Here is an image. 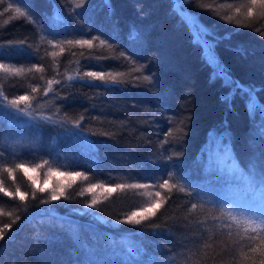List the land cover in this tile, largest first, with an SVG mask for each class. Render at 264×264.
I'll return each instance as SVG.
<instances>
[{
  "label": "trees",
  "instance_id": "trees-1",
  "mask_svg": "<svg viewBox=\"0 0 264 264\" xmlns=\"http://www.w3.org/2000/svg\"><path fill=\"white\" fill-rule=\"evenodd\" d=\"M29 2L31 14L23 0L0 3V100L32 98L20 105L28 115L0 108V180L29 194L0 192V264H260L264 9L248 17L249 0H194L183 11L173 0H111L110 14L103 0ZM220 62L231 79L218 78ZM45 160L27 175L3 171ZM48 168L85 175L73 182ZM33 180L62 184L64 195L41 204L49 192L33 198ZM157 198L155 215L121 222Z\"/></svg>",
  "mask_w": 264,
  "mask_h": 264
},
{
  "label": "snow or ice",
  "instance_id": "snow-or-ice-1",
  "mask_svg": "<svg viewBox=\"0 0 264 264\" xmlns=\"http://www.w3.org/2000/svg\"><path fill=\"white\" fill-rule=\"evenodd\" d=\"M2 2H3V0H0V3H2ZM14 2H19V0H14ZM85 3H87V0H81V3L77 5V8L83 7ZM103 3L108 8L109 13L111 14L114 11L113 6L111 4V0H103ZM173 3L175 5H177L179 3V10L183 11L185 8L188 7V5L190 3H194V0H173ZM22 6L26 9H28V13L31 14V4H30L29 0H23ZM257 6H259L261 9H264V0H249V6L247 7L246 15L248 17H252L254 10L256 9ZM11 8H12V4H9L8 8H6L5 11H8V9H11ZM15 11L17 13H19L20 16H25V12H22L19 7L16 8ZM236 12L239 13L240 8H236ZM228 19L231 20V17H228ZM136 39H138V33L134 30L131 37H130V40L135 41ZM100 42L102 44L104 43L103 40H101ZM68 43H73V42L68 41ZM75 43L80 44V45H87L89 48L92 47V41L91 40H76ZM3 47H4V45L0 44V48H3ZM9 47H16L17 51L21 50L20 46H13L10 44ZM61 50L63 51V49H61ZM236 51L241 52L243 50L238 48V49H236ZM128 58L131 59V57H128ZM0 68H5V65L0 64ZM218 68L220 69V73H217L218 78L220 77V74L222 73L223 75L228 76L229 79H231L230 73L227 71L226 67L223 65V62H220L218 64ZM12 71L19 72L22 70L21 69H13ZM83 75L86 77H93L96 79L103 80L105 74L103 72L89 71V72H85ZM143 78H144V80L149 81V83L153 87L156 86V84L154 82V77H152L150 75H145ZM72 79H75V78H72ZM80 79L82 80L83 78L81 77ZM112 79L115 80V77H112ZM87 82L90 83V81H87ZM233 83H235L238 91H245V87L243 85L239 84V82L233 81ZM49 86H51V81H49ZM260 90L264 91V88H261ZM32 91L36 92L37 89L33 88ZM45 91H47V90H45ZM254 93H255L254 88H248L246 90V95H248V97H249V100H248L249 104H251V102H252V97H253ZM0 95H2V93H0ZM31 99L32 98L28 95H21V96H18L16 98H13L10 100L8 99L7 96H3L2 100H0V108H4L5 113H6L7 109L10 107V108L15 109L16 112H18V113H23L25 115H28L27 113L24 112V109L20 108V105L22 103H25V104L28 103ZM222 99L226 103H231V101L228 100L227 96L223 97ZM5 101L7 102L6 104L4 103ZM258 107H259V112L261 114V119H262L261 128H260V139L262 142H264V102H261ZM250 115H253V116L255 115V106L253 107V110L250 112ZM82 120H83V117H81V121ZM81 121L74 122L73 127L77 131H79L80 133L83 134V131L81 128ZM219 136L222 138V144L228 148L230 146V144L226 142L228 140L226 133H221V134H219ZM92 150L96 151L94 142L92 144ZM232 151L234 154V146H232ZM180 155H182V153ZM169 159H171V157ZM177 159H179V156H177ZM47 163H48V161L45 160V161H43L42 164L35 165V167H33L31 169H29V167H27L24 163H17L15 165V168L4 167L3 171L7 172L9 176H12L15 169H19V170H22L25 175H27V173L30 170L36 171L38 168L43 167L44 164H47ZM173 166L175 167V165H173ZM254 167H255V165H252V168H254ZM178 171H179V169H178ZM48 175H60V176L66 177L67 179L74 182L76 178L84 176L85 174L83 172H79V171H77V172H59L58 170L48 168ZM181 175L183 176V173H181ZM261 176H264V169L261 170ZM85 178H87V177H85ZM29 179L31 180L32 177H29ZM3 185H4V181L0 180V192H3L4 195H6V196L13 197V198L18 196L19 199L21 201H23L29 195L27 192H21L19 189H16L15 192L6 191ZM98 187H104V186L92 184L86 190L89 192H92ZM117 187H124V185H117ZM129 187H143V185H129ZM160 187L161 188L169 187L168 180L165 179L163 184L160 185ZM172 187H174V185ZM45 191L49 192V198L41 200L40 201L41 204H50L52 201H58L64 195L62 184H58L57 186L52 187V188L37 187L35 181L33 180V192H32L33 198H35V195L37 192L44 193ZM105 191L112 192V191H114V189L109 187V188H105ZM181 191H183V189H181ZM197 194H199V193H197ZM156 196L160 197V193L157 192ZM161 203H162V201L158 200L155 203L148 205L146 208L141 209L140 212H132L130 216L126 217V219L124 221H121V222L122 223H128V224H140L141 220L147 219L150 215H155L156 210L161 206ZM88 206L89 207H95L96 206V200L93 199ZM192 207L195 208L196 205L193 204ZM261 215H264V212H261ZM17 219H19V217ZM5 227H10V226L6 225ZM3 239H4V233L2 231H0V240H3ZM251 250L253 252H255V251H258L261 249L252 248ZM261 251H262V254H264V250H261ZM260 264H264V259H262L260 261Z\"/></svg>",
  "mask_w": 264,
  "mask_h": 264
},
{
  "label": "rangeland",
  "instance_id": "rangeland-1",
  "mask_svg": "<svg viewBox=\"0 0 264 264\" xmlns=\"http://www.w3.org/2000/svg\"><path fill=\"white\" fill-rule=\"evenodd\" d=\"M247 103H248V102H247ZM249 105H251V104L248 103V106H249ZM249 107H250V106H249ZM149 197H150V196H149ZM156 201H158V198H157V199H152L151 203H149L148 205L153 204V203H155ZM148 205H147V206H148ZM147 206H146V207H147ZM146 207H145V208H146ZM141 209H143V207H141V208H139V209H137L136 211H133V212H140Z\"/></svg>",
  "mask_w": 264,
  "mask_h": 264
}]
</instances>
